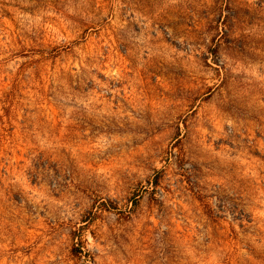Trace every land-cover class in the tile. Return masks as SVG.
Listing matches in <instances>:
<instances>
[{"label": "rangeland", "instance_id": "1", "mask_svg": "<svg viewBox=\"0 0 264 264\" xmlns=\"http://www.w3.org/2000/svg\"><path fill=\"white\" fill-rule=\"evenodd\" d=\"M0 264H264V0H0Z\"/></svg>", "mask_w": 264, "mask_h": 264}]
</instances>
